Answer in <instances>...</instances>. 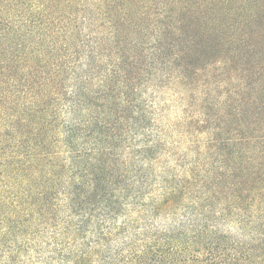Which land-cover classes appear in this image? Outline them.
I'll return each mask as SVG.
<instances>
[{"label": "trees", "instance_id": "16d2710c", "mask_svg": "<svg viewBox=\"0 0 264 264\" xmlns=\"http://www.w3.org/2000/svg\"><path fill=\"white\" fill-rule=\"evenodd\" d=\"M230 2L0 0V264H264V77L203 61Z\"/></svg>", "mask_w": 264, "mask_h": 264}, {"label": "rangeland", "instance_id": "374dc122", "mask_svg": "<svg viewBox=\"0 0 264 264\" xmlns=\"http://www.w3.org/2000/svg\"><path fill=\"white\" fill-rule=\"evenodd\" d=\"M230 5L234 9L233 15L236 18H247V22L244 23L250 27L245 28L244 30H238V27L235 26L232 21L228 22L227 24L225 22L224 24L226 26L229 25V23L231 24L230 31H233L232 33L236 35L234 36L232 34V42H229L226 45L228 46L227 48L217 45L214 52H210L208 49L202 51L204 55L203 61L205 63L208 60L212 61L216 57H226L229 55L230 57L234 58L238 52L244 54V56L238 57L239 60L236 59L235 62H231L227 67L225 66L226 70L224 68L214 69L213 72H216L219 76L223 75L221 78L226 87H228L227 82L230 81L231 76L241 74L245 67H250L252 72L257 71L261 77H264V0H231ZM250 8L252 11H250L251 14H247ZM225 39L228 40L227 35L225 36ZM228 49H234L236 50V53H234L233 50L229 52L227 51ZM245 57H247V59H245ZM215 60H217V58ZM213 67H215V65ZM237 68L239 69L237 70ZM220 91H222V89ZM172 93L174 92L163 95L160 99L163 105L167 107L165 112L167 122L170 120H175L179 116V113L182 109V104L176 101V98L172 96ZM262 94L264 95V93Z\"/></svg>", "mask_w": 264, "mask_h": 264}]
</instances>
